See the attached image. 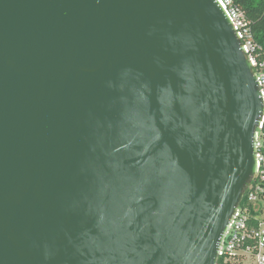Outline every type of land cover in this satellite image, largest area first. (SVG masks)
I'll use <instances>...</instances> for the list:
<instances>
[{
	"label": "water",
	"instance_id": "1",
	"mask_svg": "<svg viewBox=\"0 0 264 264\" xmlns=\"http://www.w3.org/2000/svg\"><path fill=\"white\" fill-rule=\"evenodd\" d=\"M262 112L215 0H0V264H215Z\"/></svg>",
	"mask_w": 264,
	"mask_h": 264
},
{
	"label": "built area",
	"instance_id": "2",
	"mask_svg": "<svg viewBox=\"0 0 264 264\" xmlns=\"http://www.w3.org/2000/svg\"><path fill=\"white\" fill-rule=\"evenodd\" d=\"M215 2L231 22L251 64L263 107L255 127L256 172L231 216L215 264H264V51L255 42L250 22L234 0Z\"/></svg>",
	"mask_w": 264,
	"mask_h": 264
},
{
	"label": "trees",
	"instance_id": "3",
	"mask_svg": "<svg viewBox=\"0 0 264 264\" xmlns=\"http://www.w3.org/2000/svg\"><path fill=\"white\" fill-rule=\"evenodd\" d=\"M250 22L253 38L264 51V0H234Z\"/></svg>",
	"mask_w": 264,
	"mask_h": 264
}]
</instances>
